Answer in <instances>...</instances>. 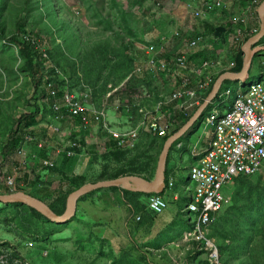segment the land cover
Masks as SVG:
<instances>
[{"label": "rangeland", "instance_id": "1", "mask_svg": "<svg viewBox=\"0 0 264 264\" xmlns=\"http://www.w3.org/2000/svg\"><path fill=\"white\" fill-rule=\"evenodd\" d=\"M177 1L179 0H0L1 172L9 174L19 164L17 161L19 158L15 160L11 155L3 156L2 146L11 132L18 128L20 116L31 113L38 102L42 103L44 91L47 93L46 81L57 83L63 90L69 87L76 92L83 90V83L89 85L93 88L92 103L99 109L109 111L112 125L121 129H130L137 125L139 122L137 109L140 106L152 108L160 96L170 95L173 92V77L172 82L169 78L165 79L164 83L163 79L164 76L172 75L162 73L155 80L147 75H139L128 61V54L136 61L139 60L142 58L140 53L145 47L143 41L150 42L161 26L170 24L169 27L172 28L173 6ZM157 2H160V5H157ZM182 2L183 0H180V3ZM124 10L134 13L135 18L123 19L119 13ZM1 33L6 37L3 38ZM14 35L34 39L33 43L41 52L37 58L41 69L39 80L36 82L37 89L20 48L9 42V38ZM74 39L77 44L71 45ZM190 39L183 37L184 46ZM123 42L130 45L131 50L128 54L123 49ZM73 46L74 48H71ZM86 48L89 51L92 48L98 49L97 59L101 67L97 72L95 71L97 68H93V64L89 63L91 58ZM74 49H77L78 53ZM169 52L173 55V44L169 45ZM211 52L207 53V59L217 60L220 57L214 54L215 50ZM259 69L260 66L256 68L254 64L252 78L257 77ZM162 83L165 88L159 95ZM232 89L236 93L237 86L232 84ZM126 105H132V112L123 109ZM119 106L123 108L118 110ZM57 118V114L49 106L47 110H42L38 119L52 127ZM61 125L62 132L60 135L56 133L59 138L63 140L72 138L63 152L69 151L75 141L81 140L83 145L87 146L84 144L89 143L87 138L73 137V134L65 131V126L69 125L70 130L79 125L76 119H64ZM95 126L98 127V131L103 130L96 124L88 129H94ZM201 132L202 127L198 133ZM199 134L195 135L193 142L197 140ZM160 138L144 133L134 149L115 150L118 152L117 158L112 156L114 151L103 153L98 157L101 161H97L89 172L90 177L99 182L102 177L123 172H136L144 176L155 175L160 157ZM27 150H33V147ZM82 152L84 151L79 155ZM189 165L190 159L186 169L181 166L177 173L179 187L183 183L186 184ZM2 173L0 190L7 188ZM237 188L242 190L248 204L259 216L260 225L256 227L255 234L263 238L264 171L232 184L230 189L234 198ZM184 191L185 196H188L186 187ZM163 197L168 208L157 217L154 224L139 222L138 216L143 220L155 215L145 209L134 210L127 201L133 218L129 221L127 229L134 234V238L125 236V231L118 226L117 221L111 226L113 218L95 224L85 221L76 213L77 216L66 223L55 225L34 216L25 208L10 207L0 214V258L8 255L12 259H27L28 264H205L201 253H191L192 257L188 258L185 254L182 256L173 254V249L169 247H161L166 243L168 236L174 238L184 229L190 228L189 219L184 214V203L190 202V197L175 202L169 190ZM143 199L146 206L149 198ZM221 221L223 226L221 229L217 226L215 231L226 237L231 245H236L239 241L238 234L233 235V226L223 216ZM112 233L114 238L111 236ZM121 236L124 239H121ZM244 237L245 234L242 233V244L245 245ZM31 242L34 243L32 246L29 245ZM251 256L252 254L248 253H243L241 258L234 255L230 264H243ZM226 262L224 258L223 263Z\"/></svg>", "mask_w": 264, "mask_h": 264}, {"label": "built area", "instance_id": "2", "mask_svg": "<svg viewBox=\"0 0 264 264\" xmlns=\"http://www.w3.org/2000/svg\"><path fill=\"white\" fill-rule=\"evenodd\" d=\"M226 1L191 0L188 7L195 17L204 18L223 9ZM261 1L249 0L253 6H258ZM234 21L237 25H242L236 29L235 34L236 42H241L245 35L243 25L247 24V17ZM181 36L179 32L174 35L178 38ZM172 41L173 34L151 41L142 49V58L137 60V74L147 75L154 80L162 73L172 77L175 75L178 87L170 95L160 96L152 108L140 106L137 109L139 122L135 127L121 129L112 125L109 111L99 109L92 103L93 88L89 85L84 84L83 90L76 92L69 87L63 90L57 83L46 81L47 93L43 95L42 102H48L58 116L50 128L60 135L61 121L68 118L77 119L83 129L94 124L99 125L114 141L115 150L134 149L144 133L166 136L173 125V105H177L184 114L190 116L191 109L204 100L205 94L215 81L214 76L237 65L236 61L227 65L222 60H207L193 71L190 66L192 53L207 47L208 37L205 34L196 35L175 55L169 52ZM193 73L198 77L196 84L193 83ZM211 105L212 109L203 120L204 130L211 137L209 145L203 150H198L197 146L192 148L195 162L189 171L192 185L188 187V192L191 201L184 208L190 228L183 232L175 247L188 256L191 253L203 254L205 264H224L221 249L217 240L211 236V230L220 214L232 203L231 185L238 178L250 177L264 171V79L240 82L235 94L230 88L224 89ZM131 106H119L118 110L123 108L126 112H132ZM33 145L38 150H44L48 144L46 140L29 131L19 149L11 156L15 160L19 158V164L11 173H2V179L11 193L17 191L19 180L25 175V170L30 169L31 161L40 160L42 166L48 169L57 165L53 159H41L38 153L28 151L27 148L31 149ZM71 145L69 151H66L68 157L79 155L85 150L81 140ZM174 186L175 181L171 178L169 187L172 189ZM167 208L168 204L161 195H153L148 200L147 209L155 216L161 215ZM137 219L141 221L142 217L138 216ZM33 244L29 243L31 246ZM0 261L2 264H28L27 259H12L8 255L2 256Z\"/></svg>", "mask_w": 264, "mask_h": 264}, {"label": "crops", "instance_id": "3", "mask_svg": "<svg viewBox=\"0 0 264 264\" xmlns=\"http://www.w3.org/2000/svg\"><path fill=\"white\" fill-rule=\"evenodd\" d=\"M190 2L191 0H183L182 3H180V0L176 2V5L173 6L172 28L169 27L170 24L161 26V29L157 30L155 32V35H153L152 41L159 40L164 35L173 34V41L171 42V45L173 44V55H175L185 47L184 46L185 42L183 41V37L193 38L196 35L205 34L206 36L208 35L207 37L209 40V45L207 47L201 48L196 52H193L192 56L196 55L201 51H203V53L206 54L207 56V53L210 54L212 53L211 51L215 50L214 54L220 56L219 58H217V60H222L227 65H230L232 61H237L238 56L240 54L244 55L245 57V52H244L245 44L249 39L255 36L261 29L262 19L259 10L264 0H262L258 6L251 5L249 0H227L226 6L223 9L210 13L204 18H197L194 16L192 10H190L188 7ZM241 17H247V24L243 25L245 29V33H244L245 35L243 36L241 42H236V38H235L236 29L242 27V25H240V23L239 25H237L234 20L239 19ZM218 26L226 27V31L222 35V37H217L215 33L216 36L215 38L214 30H216ZM176 32L181 33L182 36L180 38L174 37ZM258 53L260 54L257 58H255L254 56V60L249 72L248 80L264 79V68H263L264 50ZM141 54L142 53H140V55ZM190 62H191L190 66L193 71H195V69L199 68L203 64V63L199 64V62L196 63L195 60H192ZM254 64H256V68L260 66L259 71H257L258 75L256 78H252L251 75V72L254 69ZM220 76L221 74L219 75L216 74L214 76L215 80L217 81V79ZM164 77H165L163 79L164 83H165V79H169V78L171 79L172 82V76L171 77L164 76ZM176 79L177 77L173 75V82H172V87L174 88V89L172 88L173 92L178 87ZM197 82H198V77L196 76L195 73H193V83L196 84ZM240 82H246V81H236L232 79H227L224 82L223 87L224 89L227 88L232 89V84H235L237 86V91H238ZM164 88L165 85L162 83V85L159 87V91H158L159 95ZM206 98H204V101ZM202 103L199 106L197 105L193 109H191L190 114L193 113L195 114L198 108L202 105ZM186 116L187 115L184 114V112H182L177 107V105H173V126L181 125L183 123L182 119L185 118ZM203 120L204 119H202V121L199 122L196 129H193L191 132H189V134L187 135L184 141L180 142L177 145V147L174 149L171 155L169 168L173 169V179L175 181V186L172 189L169 188L167 190L170 191V194L172 195V198L175 202L183 201L185 197H188L189 199L190 195L188 194V196H185L186 193L184 189L186 187V189L188 190V187L192 185L189 174L186 184L183 183L181 187H179L177 180V173L180 167L182 166L183 169H186L188 159H190V165H189L190 167L192 164H194L195 160L192 157V148L194 146H197L198 150H203L209 145V141L211 137L207 133L208 131L205 132L204 130ZM76 122L79 123L77 119ZM201 127H202V132L201 134H199L198 132L201 130ZM93 128L94 129H83L81 128L80 123L78 126L71 128L70 130H69V125L65 126V131L69 132L70 134H73V137L75 136L83 139L87 138V140L91 139L88 140L89 143L86 142L84 143L85 145H87L85 146L86 151L82 150L84 151L82 152V154L76 155L74 157H68L67 153L63 152V149L67 146L69 139L72 138H65V140L59 138L60 136L56 134L50 128V126H48V124L46 125L43 121L41 122L38 120V123L35 124L33 127H31L30 131L34 132V134L40 138H45L48 144L47 149L45 151L46 157L55 160L57 167L54 169H48L42 166L40 160L31 161L30 169L25 170L24 172L25 175H23V177L19 180L18 186L20 185L22 187H25L28 192L38 193L40 198L50 202L51 200L55 199L61 192H67L72 188L71 183L68 181V177L84 176L86 177L87 182L95 183L96 180L94 179L92 180V177H90L89 172L92 170L93 166L96 165L97 161L98 162L101 161V158L98 157H100L103 153L108 154L112 151H115L114 149L115 143L108 137V135L103 130L98 131V127L96 126ZM196 134H199V136L197 140L193 142V138L195 137ZM32 147L33 150L35 151L36 146L33 145ZM109 158H111V156ZM179 163L181 164L180 166ZM154 177L155 175L153 176V178ZM111 188L112 187L102 188L100 191L87 197L85 200L79 201L77 213L82 218H84L85 221L95 224H100L99 222L101 221L113 218L111 219L110 222L111 226L114 224L115 221H117L118 226H120V228H122V230L125 231V236L128 235L129 237L134 238V234H132L127 229L129 221L132 220L133 218L131 217L132 210L128 209L127 207L128 202L126 200L124 190L122 188L120 190H112ZM160 216L161 215H157L153 217L149 216L139 222L143 221L145 224L147 223L154 224L155 220H157V217ZM186 217H185V221L187 223ZM135 220L137 223L138 222L137 219ZM109 229L112 231L110 226ZM126 229L128 230V232H126ZM183 232H185V229L182 231V233ZM182 233H179L177 236H174V238H169L170 236H168V238H166L167 239L166 243L162 244L161 247L162 248L169 247L173 249V254L175 253L181 256L184 255L181 251H179L175 247V243L179 240ZM111 236L112 238H114V233H112ZM121 239H124V237L121 236ZM189 257L190 256H188V258Z\"/></svg>", "mask_w": 264, "mask_h": 264}, {"label": "trees", "instance_id": "4", "mask_svg": "<svg viewBox=\"0 0 264 264\" xmlns=\"http://www.w3.org/2000/svg\"><path fill=\"white\" fill-rule=\"evenodd\" d=\"M119 14L123 16V19L135 18L134 13H131V12H128L125 10L121 11ZM0 28H1V26H0ZM215 33H216V30H214V37L216 38ZM1 36L3 38L6 37L3 33H1ZM73 37H75V35H73ZM33 40L34 39H32L30 37L19 38V36H17V35H14L11 38H9V42L16 44L20 48L21 54L25 58L26 66L30 72L31 78L36 83L39 80V74L41 71L40 65H38V63H37V58L39 57V54L41 52L37 48L36 44L33 43ZM153 41H158V40H153ZM150 42H144L143 41L144 46H147ZM123 43H124L123 49L128 54V51L131 50L130 45H128L125 42H123ZM75 44H77V41L74 39L71 42V45H75ZM261 44H264V37L261 40ZM71 48H74V46ZM94 48H92L90 51L86 48V51H88V55L91 58V61L89 63L93 64V68H97V69H95V71L97 72L98 69H100V67H101V63L97 59V56H98L97 50L98 49H94ZM74 51L76 53H78L77 49H74ZM86 51H85V53H86ZM141 53H143V50ZM259 54L260 53H257L255 55V58H257L259 56ZM106 59H108L107 54H106ZM192 60H195L196 62H199V64H202L203 61L208 60V59L206 57V54H204L203 51H201V52L197 53L196 55L191 56L190 61H192ZM128 61L131 63L132 67H136L137 61L130 54H128ZM236 62H237L236 67L232 68L230 71L240 72L242 70L243 63H244V55L240 54L238 56V59ZM190 65H191V62H190ZM223 73L224 72H222L221 75ZM215 82H216V80L213 82V84L211 85V87L207 91L205 98L208 97V95L212 91V88H213ZM227 82H229V81H227ZM83 84H85V83H83ZM35 88L37 89V83H36ZM223 89H224V87L221 89L220 93L223 91ZM220 93L218 94V96L220 95ZM45 95H46V93L44 91V96ZM232 99H233V97H232ZM202 102H204V100ZM49 106H50L49 103L38 102L37 105H35V109L33 111H31V113H24L23 115L20 116V118L18 120V123H19L18 128L11 132V134L6 138L7 139L6 142L2 146V151H3L4 157L5 156L8 157L10 155L12 156L19 149L22 142L24 141L25 134L28 133V129L29 128L31 129V127H33L35 124L38 123V120H39L38 118L40 116V113L42 112L43 109L47 110L49 108ZM212 106L213 105L210 104L209 107L207 108V110L204 112L203 116L200 118V120L188 131V133H186L184 136H182L171 147L169 157H168V162H167V169H166V184H167L166 186L167 187L163 193H160V194H158V193H151L150 194L149 193L148 194V193L134 192L131 190H124L123 189L126 200L132 205V208L134 210H137V211L141 210L142 211L145 209L148 213H150L147 209V205L144 206L145 203L143 201L144 200L143 198H150L153 195L164 196V193L166 192V190L170 188L169 187L170 179L173 178V169L169 168V162H170V158H171V155H172L174 149L177 147V145L180 142L185 140V138L187 137L189 132H191L193 129H196L199 122L202 121V119H204L207 116V114L209 113V111L212 109ZM193 114H191V116H186L185 118H183L182 119L183 123L181 125H176V126L172 125L171 129L169 130V133L166 136L160 138L161 139L160 154H161V152L164 148V145H165L166 141L168 140V138L171 135L175 134L182 126H184L191 119ZM171 122H173V117L171 118ZM32 133L34 134V132H32ZM46 149H47V147L44 150H38V148L36 147V150L34 152L38 153L39 157L41 159H45V158H48V157H46V152H45ZM119 151H121V149ZM112 156L117 158L118 152L114 151L112 153ZM56 167H57V165L54 168H56ZM54 168H51V169H54ZM0 173H2V172L0 171ZM123 175H140V176H143L147 179H152L154 176V175L153 176H144V175L138 174L136 172H131V173L123 172V173L113 175L110 177H102L101 179L102 180L114 179V178H117V177H120ZM245 178L246 177L238 178L236 182H239L240 180H243ZM68 181L71 183L72 188L70 190H68L67 192H61L55 199L51 200L50 202L40 198L39 194H37V193L34 194L31 192H28L25 187H22L20 185L18 186L17 191H24V192L32 194L35 197L40 198L41 200H43L47 204H49L50 207L57 214L62 215L65 213V211L67 209V203H68V198H69L70 194L72 192H74L75 190H77L78 188L85 185L86 183H88L86 177H84V176L68 177ZM111 189L112 190H120L121 188L120 187H112ZM100 190L101 189H98V190L92 191L90 193H87L86 195L82 196L79 201L85 200L87 197L95 194L96 192H98ZM0 191L1 192L5 191L4 193H11L10 190L8 189V187L6 189H4V190L2 189ZM233 199H234V201H232L231 205L228 208H226L220 214L218 221L212 226V230H211V236L217 240L219 247L221 249L222 260L224 261V258H225V260H227L226 264H230L234 255H236V257H238V258H241L243 253H248V254H252V256L249 257L245 262H243V264H264V254H263L264 253V237L262 238V237H260V235L255 234L256 227L260 225L259 216L254 213L253 209L248 204L247 199L243 196L242 190H240V188H237L236 196H235V198L233 197ZM186 203L187 202H185L184 205ZM231 206H233V207H231ZM10 207L25 208V209L29 210L34 216H36L40 219H43V220L50 222L52 224H55V225H60V224H56V223H53L52 221H50L48 218H46L37 209H35L33 207H29L26 204L21 203V202L10 203V204H0V214H2L4 212V210H7ZM222 216L225 220L229 221L230 225L233 226V235L238 234L237 239L239 241L236 245H231L230 241L228 239H226V237H223L219 232L215 231V228L217 226L220 229H221V226H223L222 221H221ZM188 226L190 227L189 224H188ZM231 231H232V229H231ZM242 233L245 234V237H244L245 245L242 244V240H243V239H241ZM190 257H192V256H190Z\"/></svg>", "mask_w": 264, "mask_h": 264}, {"label": "water", "instance_id": "5", "mask_svg": "<svg viewBox=\"0 0 264 264\" xmlns=\"http://www.w3.org/2000/svg\"><path fill=\"white\" fill-rule=\"evenodd\" d=\"M259 12L262 19L261 29L255 36L249 39L244 46L245 57L242 70L240 72L227 71L223 73L217 79L212 91L202 103V105L198 108L196 113L191 117V119L184 126H182L175 134L171 135L168 138L160 154L158 167L154 178L147 179L140 175H123L114 179L101 180L95 183L88 182L70 194L68 198L67 209L62 215L57 214L45 201L24 191H16L13 193H0V203H24L29 207L37 209L50 221L61 224L66 223L76 215L78 203L82 196L98 189L120 187L124 190H131L134 192L158 194L163 193L167 187L166 169L169 153L173 144L178 141L182 136H184L187 131L191 129L200 120L209 105L215 100V98L221 91L223 84L227 79H232L236 81L248 80L254 56L258 52L264 50V44H261V40L264 37V2L260 7ZM225 31L226 27L218 26L216 28V36L222 37Z\"/></svg>", "mask_w": 264, "mask_h": 264}]
</instances>
